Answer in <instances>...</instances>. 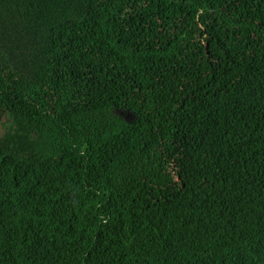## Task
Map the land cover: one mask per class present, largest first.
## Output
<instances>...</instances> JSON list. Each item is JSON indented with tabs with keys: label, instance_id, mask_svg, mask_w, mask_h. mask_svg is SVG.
<instances>
[{
	"label": "trees",
	"instance_id": "trees-1",
	"mask_svg": "<svg viewBox=\"0 0 264 264\" xmlns=\"http://www.w3.org/2000/svg\"><path fill=\"white\" fill-rule=\"evenodd\" d=\"M0 123V264H264V0H0Z\"/></svg>",
	"mask_w": 264,
	"mask_h": 264
},
{
	"label": "water",
	"instance_id": "water-1",
	"mask_svg": "<svg viewBox=\"0 0 264 264\" xmlns=\"http://www.w3.org/2000/svg\"><path fill=\"white\" fill-rule=\"evenodd\" d=\"M3 120L5 121V119L3 118ZM4 133L3 127L2 125H0V135H2Z\"/></svg>",
	"mask_w": 264,
	"mask_h": 264
},
{
	"label": "flooded vegetation",
	"instance_id": "flooded-vegetation-1",
	"mask_svg": "<svg viewBox=\"0 0 264 264\" xmlns=\"http://www.w3.org/2000/svg\"><path fill=\"white\" fill-rule=\"evenodd\" d=\"M0 125H2L1 123H0ZM3 127V126H2Z\"/></svg>",
	"mask_w": 264,
	"mask_h": 264
}]
</instances>
